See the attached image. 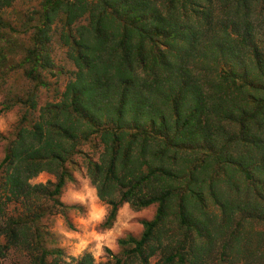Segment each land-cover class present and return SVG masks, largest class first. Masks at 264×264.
<instances>
[{
    "label": "trees",
    "instance_id": "trees-1",
    "mask_svg": "<svg viewBox=\"0 0 264 264\" xmlns=\"http://www.w3.org/2000/svg\"><path fill=\"white\" fill-rule=\"evenodd\" d=\"M214 5L209 0H94L90 5L45 0L43 26L30 50L37 61L61 13L66 27L87 14L89 22L77 28L78 36L65 32L79 68L76 79L61 101L43 108L32 129L19 131L0 162L3 205L31 201L36 193L59 201L74 180L66 164L82 132L104 145L102 159L88 167L98 197L109 206L104 227L113 226L125 203L136 209L157 205L155 216L143 221L140 237L119 240L131 246L126 256H154V241L162 239L172 216L186 234L167 263L192 257L195 263L207 255L216 229L223 231L234 219L229 214L226 224H211L205 189L219 207L241 208L250 221H264V0H219L218 11ZM32 63L34 75L43 62ZM44 170L56 172L57 181L29 184ZM243 193L246 204L240 207ZM44 213L3 220L0 235L6 243L0 256L5 249L24 247L35 264H52L48 257L61 251L42 243L36 222ZM244 226L234 224L223 254L242 252ZM124 263L125 256L115 258L114 264ZM79 264L94 263L85 256Z\"/></svg>",
    "mask_w": 264,
    "mask_h": 264
},
{
    "label": "rangeland",
    "instance_id": "rangeland-1",
    "mask_svg": "<svg viewBox=\"0 0 264 264\" xmlns=\"http://www.w3.org/2000/svg\"><path fill=\"white\" fill-rule=\"evenodd\" d=\"M9 5L0 4V162L8 152L11 144L18 138L19 131L32 129L40 119L43 108H49L62 100L63 92L69 82L74 81L79 69L70 56V46L65 43V34L78 36L77 28L89 22L88 14L71 26H65L63 13L48 31V39L42 43L43 58L37 61L30 55L36 45L38 29L43 26V5L45 0H11ZM90 5L94 0H86ZM214 7L218 11L219 7ZM209 3V2H208ZM207 2L204 5L207 6ZM66 32V33H65ZM72 39V38H71ZM32 62H43L37 66L34 75L29 70ZM114 95V93H110ZM31 101L36 104L32 106ZM110 124L100 125L108 126ZM76 154L67 162L66 167L73 175L58 197L59 201L48 199L36 193L31 201L14 200L3 205L4 190L0 189V224L9 217L27 218L31 220L35 213L45 210L43 217L36 224L41 227L42 243L50 250H60L59 256L51 255L48 260L52 264H79L85 256H91L94 264H114L117 256H125L124 264H264V221L261 218L250 221L240 208L239 211L221 208L205 189L208 198L206 212L211 224H226L228 215L234 221L227 222L229 227L220 231L216 229L212 237H216L210 252L198 258L181 262L178 258L167 263L166 257L176 252L180 242L185 238V230L172 216L167 221L162 239L154 241L157 253L152 257L126 256L131 246L121 245L119 240L129 236L140 237L144 231V220L155 216L157 205L136 209L125 203L118 211L112 227L103 223L108 215L109 206L100 200L97 188L88 175L90 162L102 159L104 145L94 134L85 135L80 132L77 139ZM210 145V143H209ZM192 145L188 148L190 154ZM176 162L175 167L179 164ZM174 167V168H175ZM5 173L0 170V180ZM57 181L56 172L44 170L28 182L31 185L49 184ZM223 182V181H222ZM228 185L227 182H223ZM52 188V185L50 184ZM222 187V186H221ZM223 189L225 187L223 186ZM244 200L239 206L246 204ZM234 203V202H232ZM235 202L234 208L239 209ZM205 218V217H204ZM234 224H244L242 252L227 250L223 254L222 245L228 239ZM6 237L0 235V245H5ZM111 250V251H108ZM0 264H35L33 253L27 248L5 249V256H0Z\"/></svg>",
    "mask_w": 264,
    "mask_h": 264
}]
</instances>
